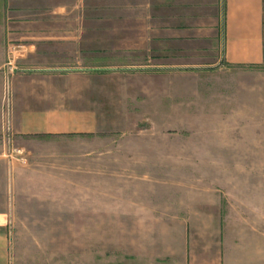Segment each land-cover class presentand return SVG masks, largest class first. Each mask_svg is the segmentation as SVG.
Returning <instances> with one entry per match:
<instances>
[{"label":"crops","instance_id":"0c3cea01","mask_svg":"<svg viewBox=\"0 0 264 264\" xmlns=\"http://www.w3.org/2000/svg\"><path fill=\"white\" fill-rule=\"evenodd\" d=\"M30 1L0 0V83L11 75L14 144L92 135L104 120L93 108L95 79L113 73L117 63L108 60L123 56L130 37L124 23L119 32L117 21L97 24L102 17L91 13L126 6L79 0L72 10H88V16L67 18L60 5L56 18L45 19L43 5ZM33 9L37 14H25ZM131 9L132 51L148 60L144 72L197 77L264 69V0H132ZM215 146L214 153H233ZM5 171L0 264H264L262 180L165 179L160 189L157 180L143 178L117 181L116 193L105 195L87 184L85 209L77 210L73 191L69 200L56 201V175L35 180L37 190L26 188L27 179L22 192L14 165ZM45 183L53 194L39 191ZM56 202L68 209H56Z\"/></svg>","mask_w":264,"mask_h":264},{"label":"rangeland","instance_id":"374dc122","mask_svg":"<svg viewBox=\"0 0 264 264\" xmlns=\"http://www.w3.org/2000/svg\"><path fill=\"white\" fill-rule=\"evenodd\" d=\"M78 1L34 3L43 5L40 13L45 19L56 18L60 5L66 6L65 17L70 18L76 12L84 18L90 13L88 10H72ZM102 2L108 7L114 3ZM119 2L126 6L124 11L112 8L93 11V17H102L94 19V23L115 25L117 21L119 32L120 24L124 23L126 37L131 38L132 0ZM25 14L37 13L33 9ZM107 33L111 34V30ZM130 38H126L123 56L114 53V58L108 60L117 63L111 70L113 73L97 77L91 91L93 108L104 116L101 130L92 135L40 137L28 145L14 144V137L8 143L0 133V187L7 177L8 164L14 165V179L23 185L19 187L22 192L27 179L30 186L26 188L37 190L35 180L44 175L46 182L56 175V201L69 200L73 191L76 209L84 210L85 190H90L85 187L87 184L94 185L91 189L95 194L105 195L108 191L116 193L117 181L130 184L143 178L157 180L160 189L165 179L188 183L222 179L241 185L251 179L264 183V69H217L197 77L147 73L143 67L148 60L132 51ZM11 84V75L3 74L0 113L6 87L10 86L12 92ZM170 86L172 90L168 89ZM182 87H185L183 94ZM204 131L207 135H203ZM215 145L233 153H214ZM3 189L0 188L1 195ZM53 189L52 184L45 183L39 191L47 195L53 194ZM8 205L10 210L15 209L12 201ZM67 206L66 202H56V209H68Z\"/></svg>","mask_w":264,"mask_h":264},{"label":"built area","instance_id":"2783aa9c","mask_svg":"<svg viewBox=\"0 0 264 264\" xmlns=\"http://www.w3.org/2000/svg\"><path fill=\"white\" fill-rule=\"evenodd\" d=\"M12 115H13V95L10 86L6 87L4 92V102L2 108V129L4 138L10 143L13 139L12 129Z\"/></svg>","mask_w":264,"mask_h":264}]
</instances>
